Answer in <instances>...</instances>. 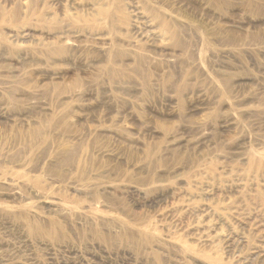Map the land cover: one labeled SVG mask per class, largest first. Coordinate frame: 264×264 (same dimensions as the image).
I'll list each match as a JSON object with an SVG mask.
<instances>
[{"label":"rangeland","instance_id":"374dc122","mask_svg":"<svg viewBox=\"0 0 264 264\" xmlns=\"http://www.w3.org/2000/svg\"><path fill=\"white\" fill-rule=\"evenodd\" d=\"M0 264H264V0H0Z\"/></svg>","mask_w":264,"mask_h":264}]
</instances>
